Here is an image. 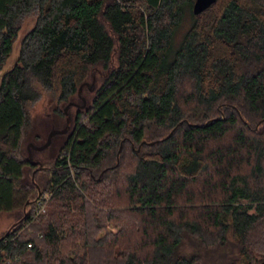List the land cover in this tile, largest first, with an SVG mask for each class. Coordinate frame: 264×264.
<instances>
[{
	"label": "trees",
	"instance_id": "1",
	"mask_svg": "<svg viewBox=\"0 0 264 264\" xmlns=\"http://www.w3.org/2000/svg\"><path fill=\"white\" fill-rule=\"evenodd\" d=\"M193 2L0 0V70L37 10L0 81V264L264 259V0ZM40 87L82 102L41 168L68 117Z\"/></svg>",
	"mask_w": 264,
	"mask_h": 264
},
{
	"label": "rangeland",
	"instance_id": "2",
	"mask_svg": "<svg viewBox=\"0 0 264 264\" xmlns=\"http://www.w3.org/2000/svg\"><path fill=\"white\" fill-rule=\"evenodd\" d=\"M36 17H37V10L36 9L29 11V12H26L20 16V19H19V24H20L19 37L14 44L12 55L8 59L6 65L2 68V70H0V81H1L3 73L13 66V64H14L17 56H18V53H19L21 39H22L23 35L33 27V25L35 24V21H36ZM189 25H190V18L187 17L181 23L180 27H178V29L175 32V35H174L175 43L179 41V39L182 37L184 32L189 27ZM39 91H40V94H39L37 100L34 101L31 105V114L36 121H40V120L44 119L47 115L48 116L51 115V113L54 112L56 107L66 106L65 105L66 103L60 104L56 100L51 99L50 93L47 89L40 87ZM86 98H88V93L87 92H84V94L82 93L81 99L87 100ZM74 102H77L80 105L82 104V102H78L77 100H74ZM75 109L76 108H74V107L72 108L73 113L75 112ZM68 113H69L70 119H71V116H72L71 115V109H68ZM62 118L63 119H61L60 123H63V121L66 119L65 117H62ZM39 131L42 134L46 135L45 129H39ZM59 139L61 140V138H59ZM58 143H59V140H56L57 145H58ZM48 147H46L43 150H39V151H43V152H41V154H39L41 157L44 155L50 154L52 149H50ZM15 223H16V221H14V218L12 215H9L7 213L0 214V234L3 233L5 230H7V228H9V226L11 224H15Z\"/></svg>",
	"mask_w": 264,
	"mask_h": 264
},
{
	"label": "water",
	"instance_id": "3",
	"mask_svg": "<svg viewBox=\"0 0 264 264\" xmlns=\"http://www.w3.org/2000/svg\"><path fill=\"white\" fill-rule=\"evenodd\" d=\"M215 1H216V0H194V2H193V6H192V8H193V12H194L195 14H199L200 12L204 11L205 9H207V8H208L212 3H214ZM80 90H81V88H80ZM71 103H73V102H71ZM71 103H68V104L65 106V108H64V109H65V112H66V114H67V117H68V119H67V125H66L65 127H63V128L52 129V130L49 132V134H48V136H47V139H46V141H45L43 144L37 145V144H35V143H33V142H29V143H28V149H29V157H30V160L32 161V163H34V164H38V167H39V168L43 167V164H42L41 161H39V160H34V159H33L31 149L34 148V149H36V150H43V149H45L46 147H48V146L51 144V141H52V137H53V135H55L56 133H65V132L68 131V129H69V127H70V123H71L70 115H69V113H68V108L70 107ZM83 105H85V102H84ZM171 133H172V132H170V133L168 134V136H169ZM153 142H155V141H153ZM138 150H139V148H138ZM34 172H35V171H34ZM40 193H41V191H40ZM8 232H9V230H8L3 236H1L0 239H2L5 235H7ZM259 264H264V259H263Z\"/></svg>",
	"mask_w": 264,
	"mask_h": 264
},
{
	"label": "built area",
	"instance_id": "4",
	"mask_svg": "<svg viewBox=\"0 0 264 264\" xmlns=\"http://www.w3.org/2000/svg\"><path fill=\"white\" fill-rule=\"evenodd\" d=\"M49 196L50 194L48 192L40 194L32 217L36 218L46 210V199H48Z\"/></svg>",
	"mask_w": 264,
	"mask_h": 264
},
{
	"label": "flooded vegetation",
	"instance_id": "5",
	"mask_svg": "<svg viewBox=\"0 0 264 264\" xmlns=\"http://www.w3.org/2000/svg\"><path fill=\"white\" fill-rule=\"evenodd\" d=\"M74 105L79 106L80 104L77 102H73Z\"/></svg>",
	"mask_w": 264,
	"mask_h": 264
}]
</instances>
